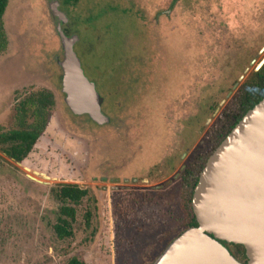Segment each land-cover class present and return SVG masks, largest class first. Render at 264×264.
<instances>
[{
  "label": "rangeland",
  "instance_id": "1",
  "mask_svg": "<svg viewBox=\"0 0 264 264\" xmlns=\"http://www.w3.org/2000/svg\"><path fill=\"white\" fill-rule=\"evenodd\" d=\"M51 1L8 0L2 18L0 130L40 127L42 138L22 163L0 149V264L73 255L150 264L184 218L180 166L264 59V0H57L68 17L61 28L79 36L74 49L104 98L102 125L63 102ZM51 91L41 109L39 96ZM64 183L89 194L72 237L60 241L50 190Z\"/></svg>",
  "mask_w": 264,
  "mask_h": 264
},
{
  "label": "water",
  "instance_id": "2",
  "mask_svg": "<svg viewBox=\"0 0 264 264\" xmlns=\"http://www.w3.org/2000/svg\"><path fill=\"white\" fill-rule=\"evenodd\" d=\"M49 9L61 45V54L53 59L61 71L65 106L73 115H87L98 125L107 124L110 118L102 111L104 98L85 75L74 49L79 36L68 35L61 28L68 17L57 0L49 3ZM191 207L197 226L184 229L150 264H264V96L207 157ZM222 241L242 244L247 261L237 260Z\"/></svg>",
  "mask_w": 264,
  "mask_h": 264
},
{
  "label": "trees",
  "instance_id": "3",
  "mask_svg": "<svg viewBox=\"0 0 264 264\" xmlns=\"http://www.w3.org/2000/svg\"><path fill=\"white\" fill-rule=\"evenodd\" d=\"M79 0H64L66 6L76 5ZM8 0H0V52L6 48L7 39L2 25V18ZM68 34L67 30H64ZM54 93L48 92L38 98L41 109L52 104ZM264 96V63L257 69L252 70L239 84L228 102L221 108L213 123L205 133L206 145L202 150L192 156L179 172V198L181 201L184 218L181 226L169 235V241L177 236L182 230L197 226L196 218L191 207L194 186L198 180L199 173L205 161L214 148L221 142L234 124L241 116ZM220 102L210 107L214 113ZM42 123L44 117L42 114ZM40 127L31 130H0V149L9 158L22 163L33 148L42 138ZM51 194L58 202L55 221L51 225L54 236L63 241L73 235V223L76 220L77 208L81 201L88 197L87 188L80 187L74 183L59 184L51 188ZM168 241V242H169ZM230 253L239 261L245 263L247 257L242 244L224 242ZM153 258L149 261L151 262ZM61 264H90L84 257L76 255L68 257Z\"/></svg>",
  "mask_w": 264,
  "mask_h": 264
},
{
  "label": "flooded vegetation",
  "instance_id": "4",
  "mask_svg": "<svg viewBox=\"0 0 264 264\" xmlns=\"http://www.w3.org/2000/svg\"><path fill=\"white\" fill-rule=\"evenodd\" d=\"M65 24H66V23H63V24L61 25V27L64 26ZM63 29L65 30V28H63ZM181 155H182V154H181ZM183 167H184V165H181L180 168H179V170H181ZM221 243H222L223 245H225L223 241H222Z\"/></svg>",
  "mask_w": 264,
  "mask_h": 264
}]
</instances>
